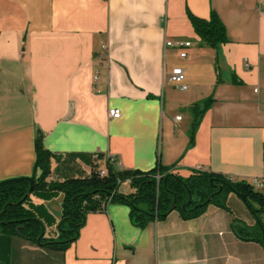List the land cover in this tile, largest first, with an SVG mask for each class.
Returning <instances> with one entry per match:
<instances>
[{"label":"crops","instance_id":"obj_1","mask_svg":"<svg viewBox=\"0 0 264 264\" xmlns=\"http://www.w3.org/2000/svg\"><path fill=\"white\" fill-rule=\"evenodd\" d=\"M212 12L228 37L215 48L189 17ZM170 40L191 41L188 57ZM175 66L186 90L169 80ZM207 98L192 137L190 106ZM38 138L52 153L48 181L89 177L110 155L118 169L160 162L264 191V0H0V181L33 175ZM63 198L47 187L27 200L47 238L58 236ZM228 207L139 227L111 202L65 251L0 231V264H264V246L233 230L234 220L253 226V214L235 193Z\"/></svg>","mask_w":264,"mask_h":264},{"label":"trees","instance_id":"obj_2","mask_svg":"<svg viewBox=\"0 0 264 264\" xmlns=\"http://www.w3.org/2000/svg\"><path fill=\"white\" fill-rule=\"evenodd\" d=\"M189 17L201 41L217 47L227 41V32L220 17L212 12L210 18H200L192 13ZM212 98L195 102L190 106L193 117V137L204 112ZM34 173L30 177H16L0 181V231L17 234L40 246L65 251L80 234L87 214L105 210L113 203L130 207L133 223L146 227L149 222L164 220L177 210L183 219H192L205 212L213 204L228 210V196L235 193L241 198L255 218L249 226L234 220L233 230L243 240H252L264 246V191L256 188L246 179H234L221 173L198 170L189 177L171 172L170 166L158 162L155 168L117 169L103 155L95 160L91 176L71 178L62 182L48 181L51 174L52 153L40 138L37 139ZM104 160V176L99 175V161ZM129 181L132 191L125 193L122 185ZM33 186L37 190L50 188L63 193L62 216L58 236L47 238L43 223L27 208V195Z\"/></svg>","mask_w":264,"mask_h":264},{"label":"built area","instance_id":"obj_3","mask_svg":"<svg viewBox=\"0 0 264 264\" xmlns=\"http://www.w3.org/2000/svg\"><path fill=\"white\" fill-rule=\"evenodd\" d=\"M192 46V42L188 40H177V41H167L165 43V47H174L179 49V55L181 58H187L188 57V48ZM248 65V64H247ZM169 80L172 82L175 86L180 88L181 90L187 89V84L185 83L186 76L185 71L181 66H175L170 72ZM109 116L111 118H119L121 116V110L118 108H112L109 110ZM176 120H180L181 116L178 115L175 118ZM107 160L110 164H112L114 167L118 169V161L114 156H107ZM99 175L104 176L107 173L106 168H99L98 171ZM256 183L262 185V182L259 180H255ZM125 183L129 184V181H126ZM124 183V184H125Z\"/></svg>","mask_w":264,"mask_h":264},{"label":"water","instance_id":"obj_4","mask_svg":"<svg viewBox=\"0 0 264 264\" xmlns=\"http://www.w3.org/2000/svg\"><path fill=\"white\" fill-rule=\"evenodd\" d=\"M39 133V137H42V133L39 131L38 132ZM33 190H34V188H33V186L30 188V190H29V192H28V194L27 195H31L32 193H33ZM193 264H202V263H193Z\"/></svg>","mask_w":264,"mask_h":264}]
</instances>
